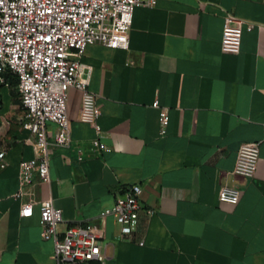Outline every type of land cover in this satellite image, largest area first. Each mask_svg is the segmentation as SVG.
I'll use <instances>...</instances> for the list:
<instances>
[{
    "label": "crops",
    "instance_id": "0c3cea01",
    "mask_svg": "<svg viewBox=\"0 0 264 264\" xmlns=\"http://www.w3.org/2000/svg\"><path fill=\"white\" fill-rule=\"evenodd\" d=\"M227 14L245 21L238 55L221 49ZM129 38V50L96 44L74 54L112 151L90 152L97 134L80 119L82 92L71 89L72 145L52 147L51 182L36 176L22 199L20 164L35 158V147L21 100L0 85V151L9 164L0 168V264H58L54 242L41 237L40 206L21 217L24 203L45 199L62 210L60 239L77 225L102 229L106 264H264V0H155L136 8ZM257 141L255 177H236L240 146ZM136 184L155 213L142 212L124 237L113 217L98 216ZM226 184L240 187L238 204L219 200Z\"/></svg>",
    "mask_w": 264,
    "mask_h": 264
},
{
    "label": "built area",
    "instance_id": "2783aa9c",
    "mask_svg": "<svg viewBox=\"0 0 264 264\" xmlns=\"http://www.w3.org/2000/svg\"><path fill=\"white\" fill-rule=\"evenodd\" d=\"M155 0H0V85L10 87L2 75L17 78V90L25 112L23 128L30 132L35 147V158L20 164V188L15 195L22 199L26 188L37 176L41 183L49 184L50 151L52 147L70 148L72 137L68 115L69 92L77 89L83 94L80 119L91 124L97 137L90 152L93 155L109 153L111 148L101 141V116L96 94L88 90L89 79H83L84 68L74 54L82 57L88 47L101 44L109 48L129 50V33L134 12L138 7L153 8ZM245 21L227 14L223 28L221 49L224 53L241 52ZM249 31L252 26H248ZM159 109V101L152 105ZM170 118L166 112L160 116V134H167ZM57 127L52 136L48 124ZM261 142H247L240 146L233 174L236 177H255L260 160ZM79 160L83 150L79 149ZM6 153L0 151V168L9 164ZM140 184L125 188L116 204L100 212L103 222L113 217L121 235L132 236L142 212L153 215L142 198ZM242 191L236 185H224L219 200L236 205ZM40 206L39 226L41 237L55 244L58 264H106L107 247L102 229L93 224L68 228L62 239L59 226L64 222L62 210L52 199L27 202L22 205L21 217L34 216L35 206ZM143 245V243H141Z\"/></svg>",
    "mask_w": 264,
    "mask_h": 264
},
{
    "label": "trees",
    "instance_id": "16d2710c",
    "mask_svg": "<svg viewBox=\"0 0 264 264\" xmlns=\"http://www.w3.org/2000/svg\"><path fill=\"white\" fill-rule=\"evenodd\" d=\"M4 76H5V78H6V80L7 81H9V83H10V85L13 83L14 85H18V80H17V78H15L14 76H12L11 74H8V73H6V74H4ZM11 78H13V79H11Z\"/></svg>",
    "mask_w": 264,
    "mask_h": 264
},
{
    "label": "rangeland",
    "instance_id": "374dc122",
    "mask_svg": "<svg viewBox=\"0 0 264 264\" xmlns=\"http://www.w3.org/2000/svg\"><path fill=\"white\" fill-rule=\"evenodd\" d=\"M11 79H13V78H11ZM10 88H11L12 92H14V94H16L17 97L21 100V97H20V95H19V93H18V90H17V86L14 85V84L12 83V84L10 85Z\"/></svg>",
    "mask_w": 264,
    "mask_h": 264
}]
</instances>
